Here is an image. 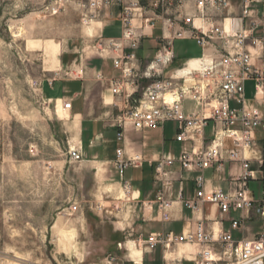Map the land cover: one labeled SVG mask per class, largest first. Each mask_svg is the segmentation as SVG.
Returning <instances> with one entry per match:
<instances>
[{
    "label": "built area",
    "instance_id": "built-area-1",
    "mask_svg": "<svg viewBox=\"0 0 264 264\" xmlns=\"http://www.w3.org/2000/svg\"><path fill=\"white\" fill-rule=\"evenodd\" d=\"M81 1L86 8L84 22L117 8L120 36L98 38L90 45L99 56H109L119 74L109 80L111 94L123 100L113 119L116 141L124 142L127 129L156 130L173 124L172 140L179 145L174 155L161 154L149 162L157 186L151 201L137 200L132 181L125 177L128 168L143 162L142 156L128 154L124 144L116 147L113 165L123 195L128 201L141 202L143 211L154 210L163 222L172 220L174 203L196 216L193 225L180 234L151 233L138 243H146L149 250L160 244L164 257L178 244L196 245L195 257L185 260L190 264H264V197L256 199L250 188L257 172L253 166L264 167V151L256 139L257 132H264V110L249 104L244 96L246 82L253 81L255 98L264 104V66L247 48L249 42L259 57L264 51V16L251 15L255 0H239L241 16L248 19V27L241 30L226 28L218 21L226 17L230 0H193L191 10L178 0L174 12L173 0ZM259 29L262 36L254 35ZM146 39H156L157 47L141 64L138 50ZM177 40H193L202 48L213 47L214 52H203L198 69L185 75L178 73L180 67L165 74L175 62ZM216 40L221 45L213 46ZM185 64L181 62V67ZM70 108L71 102H66L64 109ZM208 128L210 136L206 137ZM68 154L73 161L82 159L80 148H71ZM226 162L238 164V171L231 175L233 187L206 189L204 171L219 174ZM189 179L193 193L184 197L182 183ZM206 203L217 208L216 219L202 215ZM78 208L75 203L69 209ZM253 215L262 221L260 231L252 237H237L236 232H243ZM183 260L178 259L177 264ZM105 264L117 263L110 257Z\"/></svg>",
    "mask_w": 264,
    "mask_h": 264
},
{
    "label": "rangeland",
    "instance_id": "rangeland-1",
    "mask_svg": "<svg viewBox=\"0 0 264 264\" xmlns=\"http://www.w3.org/2000/svg\"><path fill=\"white\" fill-rule=\"evenodd\" d=\"M180 1L191 10L193 0ZM85 13L81 0H0V264H105L110 257L117 264H177L175 255L164 257L160 244L149 250L138 243L151 231L167 233L171 224L142 216L141 202L127 200L113 162L94 182L88 162L69 158L80 145L71 134L75 107L63 109L72 103L71 82L86 81L88 67L99 64L92 42L121 32L116 7L87 22ZM104 15L111 25L99 23ZM193 42H174L182 48L165 74L198 52ZM144 44L153 54L157 41ZM96 82L91 94L99 98ZM245 86L250 91L253 81ZM173 130L167 124L164 135ZM173 146L177 151L179 145ZM250 188L256 195L264 189L259 182ZM75 203L79 208L72 212ZM261 223L253 215L237 237L254 236ZM129 242L141 251L138 257Z\"/></svg>",
    "mask_w": 264,
    "mask_h": 264
},
{
    "label": "crops",
    "instance_id": "crops-1",
    "mask_svg": "<svg viewBox=\"0 0 264 264\" xmlns=\"http://www.w3.org/2000/svg\"><path fill=\"white\" fill-rule=\"evenodd\" d=\"M262 1V2H261ZM231 6L228 9L227 13L224 14L226 17L218 18V21L222 23L226 28H233L234 30L246 29L248 27V19L242 18L241 16V6L239 0H230ZM251 15L255 18H262L264 16V1L255 0L251 3L250 6ZM111 18H105V15L99 20V23L102 27L111 25ZM157 31V32H156ZM159 31L155 30L154 35H158ZM256 36H262L261 30L255 32ZM119 37V36H118ZM111 38V37H110ZM156 41V39H154ZM152 41V40H150ZM185 42H193V40H177ZM177 41H175L177 43ZM221 41L216 40L215 45H221ZM264 43V37H263ZM194 44V42H193ZM198 47V52L192 55H185L181 62H186L190 58H198L205 53H213V47L202 48ZM144 41L141 43V46L138 50V56L141 64L147 62V57H152L153 54H149V51L146 48ZM181 46L173 45V50L175 54V59ZM247 48L254 55L256 62L259 65L264 66V51L261 52L260 57L258 55L259 51L253 49L249 42ZM186 53V52H185ZM99 59V64L94 63L91 67H88V78L86 81H81L80 78L71 82L73 87V93L71 95V108L74 105L75 111L73 113V122L74 130L71 132L73 139L78 142L80 153L82 155V160L88 162L89 171L93 175L94 182H99V171L104 165L112 163L115 157L116 147L124 144L125 150L128 154L135 153L141 155L143 162L139 165L132 166L126 170L125 177L130 179L134 188V197L137 200L141 201H151L154 198L155 192L157 190L156 183L154 181L153 168L149 162L158 158L161 154L174 155L177 153L172 140L173 135L165 136L164 128L156 130H143L135 131L133 129H127L124 134V142L119 143L115 139V128H114V116L119 113L120 107L123 104V100L119 97L113 96L110 92L109 80L113 77H117L118 71L115 70L112 66L111 58L99 56L96 54ZM149 60V59H148ZM175 63V62H174ZM99 75L103 76L102 79L99 78ZM93 83H91V82ZM96 81H99L101 84L99 98H95L92 95V90L94 89ZM250 89H247L245 86L244 96L246 101L249 104H253L260 109L264 110V104L262 100L255 98V89L254 85ZM97 108V110H96ZM64 109V108H63ZM66 110V109H65ZM96 110V111H95ZM205 136H210L209 128L205 132ZM256 139L259 143V149L264 151V132H257ZM179 149V147L177 148ZM253 168L257 170L255 176L256 179L251 182H259V185L264 188L263 178H264V167L257 168V165H254ZM238 171V164L233 162H226L224 164V170L221 173H217L212 169L204 171V177L206 180V189H212L214 187H222L224 189L232 188L233 182H231V175L235 174ZM117 175V174H116ZM120 182V181H117ZM184 188L183 195L184 197H190L193 193V182L191 179L185 180L182 183ZM177 183L174 186V191L177 189ZM256 199H261L264 197V189L261 191L260 195H256L253 192ZM174 213L173 218L169 223L171 224L170 229L167 232H174L175 234H180L183 230H187L195 222L196 216L193 217L192 213L185 208H180L177 203L173 205ZM203 213L202 215L208 219H216L218 217L217 208L210 204H203L202 206ZM143 210V209H142ZM142 216L145 215H154L155 218H158L156 212L145 210L142 211ZM155 213V214H153ZM198 217V216H197ZM159 219V218H158ZM226 224V222H225ZM150 234L152 233L149 232ZM238 236L239 233L236 232ZM131 251L135 252L136 257H138L141 251L135 250L132 248V243L127 244ZM187 244H178L171 254L175 255V259H184L189 260L195 257L190 250L186 248ZM197 247L196 245H194ZM177 255V256H176ZM181 258H178V257ZM187 257V258H186ZM190 257V258H188ZM136 261L140 258H133ZM185 263L190 264V262L185 261Z\"/></svg>",
    "mask_w": 264,
    "mask_h": 264
},
{
    "label": "bare ground",
    "instance_id": "bare-ground-1",
    "mask_svg": "<svg viewBox=\"0 0 264 264\" xmlns=\"http://www.w3.org/2000/svg\"><path fill=\"white\" fill-rule=\"evenodd\" d=\"M200 60L198 58H190L186 61V64L183 67L178 69L179 74H187L192 69H198Z\"/></svg>",
    "mask_w": 264,
    "mask_h": 264
}]
</instances>
